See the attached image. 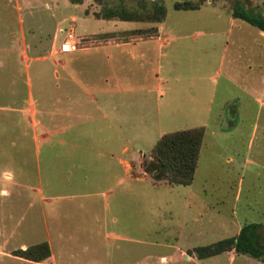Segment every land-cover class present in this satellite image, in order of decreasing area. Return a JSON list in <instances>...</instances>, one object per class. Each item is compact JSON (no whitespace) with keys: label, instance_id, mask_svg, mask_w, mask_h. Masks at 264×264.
<instances>
[{"label":"crops","instance_id":"0c3cea01","mask_svg":"<svg viewBox=\"0 0 264 264\" xmlns=\"http://www.w3.org/2000/svg\"><path fill=\"white\" fill-rule=\"evenodd\" d=\"M210 7L215 10L216 23L220 24L202 32L168 23V14L163 22L154 24L77 16L73 25L80 42L78 50L71 53L58 50L56 56L20 60L23 69L18 73L17 88L21 93L14 105L0 104V117L7 112L14 117L10 129L15 136L1 143L6 149L0 151V161L10 159L15 162L13 173L17 177H28L30 188L36 190L37 178L41 177L39 162L42 157L48 169L55 173L57 170L52 164L62 162V174H54L55 178H64L66 180L60 184L71 185L74 171H78L81 178L78 185L83 191H79L81 194H54V190L47 194L51 192V183L48 185L45 193L48 196L44 198L43 205L47 221L43 242L49 244L51 256L44 262H34L13 254L15 262L94 264L93 259H81L83 256L75 254L71 246L88 239L91 242L98 240L103 226H108L109 213L112 214V224L118 223L119 211H125L128 222V217L133 215L128 210L133 205L134 184L147 183L154 190L165 186L178 188L166 180H155L146 172L145 164L152 161V151L164 135L176 130L207 129L215 105L214 78L210 76L212 67L208 73L209 61L217 58L215 48L223 49V58L226 55L232 57L235 63L236 59H246L249 71L257 66L261 68L262 53H256L255 49L262 48L264 32L234 18L228 8L211 5L210 0L192 11ZM99 24L102 27H98ZM23 28L15 31L18 38ZM58 30L54 35L53 48L59 46L56 44L59 34L64 37V31L59 33ZM65 41L64 38L62 44ZM17 43L20 45L23 41L18 39ZM6 45L2 21L0 64L3 61L1 52L7 49ZM199 51L206 57L198 58ZM42 68L47 69L44 84L39 75ZM37 80L41 83L39 91L35 89ZM227 80L233 85V80ZM253 80L249 90L254 91L253 94L257 93L256 90L260 93L263 74ZM228 123H232L230 117ZM4 125L1 120L3 130L8 127ZM135 145L138 146L136 150ZM143 146H149L150 150L142 151L140 147ZM192 186L193 183L186 186L189 188L186 192L189 194L188 205L195 202ZM36 190H31L33 200L42 197ZM111 195L115 196L113 203L109 200ZM79 197L83 203L78 206L70 203ZM29 199L30 203L21 212L22 222L23 219L27 221V216L32 217L25 239L35 234L36 211L42 209L38 201ZM229 224L236 231L232 236H238L243 227L249 225ZM250 224L261 226L258 235L260 229L264 230L262 224ZM207 232L206 228L196 225L192 232L190 230V235H183V246H170L172 251L167 254L153 256L147 253L141 262L113 260L111 264H153L151 261L155 257L159 259L158 264H224V259L226 264H263L234 249L200 259L197 248L231 237L206 243L202 239ZM190 237L202 242H193ZM33 245L25 243L19 250ZM55 246L62 248L63 252L57 254ZM89 250L87 248L85 252ZM92 250L88 256L99 255L95 246Z\"/></svg>","mask_w":264,"mask_h":264},{"label":"rangeland","instance_id":"374dc122","mask_svg":"<svg viewBox=\"0 0 264 264\" xmlns=\"http://www.w3.org/2000/svg\"><path fill=\"white\" fill-rule=\"evenodd\" d=\"M140 1L142 0H84L82 4L74 5L70 0H0V23L2 25L3 21L5 26L7 43V49L1 52L3 61L0 64V104L14 105L16 97L21 93L17 88L18 73H22L23 69L21 59L56 56L64 38L78 41L74 34L75 17L87 15L96 18L97 15H102L105 6L115 8L122 5L134 9L139 6ZM163 1L170 24L192 28L193 32L206 31L209 27L220 24L216 23L215 10L212 7L198 12L177 11L176 3H183L185 0ZM207 1L209 0H199L196 3L203 4ZM210 1L211 5L219 4L229 9L238 0ZM240 1L247 9L264 16V0ZM21 27L24 30L18 38L15 31ZM98 27L102 25L99 24ZM57 30L59 33L64 31V37L59 34L56 40L59 46L53 48ZM18 39L23 43L18 45ZM215 49L218 52L217 58L209 61L208 66V73L212 67L210 76L214 78L215 105L205 130L192 186V199L195 202L188 205L189 194L186 192L189 188L186 187L165 186L154 190L147 183L134 184L133 205L128 210L133 215L126 222L125 211H119L118 223L112 224V214L107 213L108 226H103L98 240L91 242L85 237L87 241L73 243L71 246L75 254L83 256L81 259H93L96 262L94 264H111L113 260L124 263L141 262L147 253L157 256L171 252L170 246H183V235L189 234L190 230L192 232L196 225L207 229V235L202 239L206 243L217 242L227 236L236 237L232 236L235 229L229 223L245 225L256 222L264 226V81L260 84V93L256 90L257 93L253 94L254 91L252 93L249 90L254 77H258L260 73L264 76V42L262 48L255 49L256 53H262L261 68L257 66L253 71L247 69L246 59H236L235 63L232 57L226 55L223 58V49ZM202 57L206 56L199 51L198 58ZM46 71V68H42L39 74L43 84L46 82ZM227 78L234 81L233 85ZM40 86L41 83L37 80L35 89L39 91ZM8 113L0 117V121L6 124L4 127H9L5 130L0 127V151L6 149L1 143L15 137L10 129L14 117ZM229 117L231 124L228 123ZM27 136L26 134L25 137ZM134 148L136 150L138 146L135 145ZM140 148L144 152L150 150L149 146ZM14 165L15 162L10 159L0 161V264H19L12 256L23 244L36 245L45 240L47 221L43 205L47 194H52L54 190V194H81L79 191H83L78 185L81 180L78 171H74L71 185H62L60 183L66 179L55 178L54 174H62V162L52 164L57 170L55 173L48 169V164L42 157L39 162L41 177L37 178L39 191L30 188L28 177H17L13 173ZM50 183L51 192L45 194ZM31 190H36L42 197L33 200ZM114 197L110 196L111 203ZM29 198L38 201L42 209L36 211L35 234L32 238L25 239L32 217L27 216V221L23 219L22 222L21 212L30 203ZM70 203L78 206L83 200L79 197ZM33 212L34 209L32 214ZM259 235L260 242L264 243L263 229H260ZM117 236L131 239H120ZM190 239L193 242H202L198 238ZM93 246L100 252L96 257L88 256L93 253ZM54 248L57 254L63 252L62 248ZM87 248L90 249L89 252H85ZM151 262L158 264L159 259L155 257Z\"/></svg>","mask_w":264,"mask_h":264},{"label":"trees","instance_id":"16d2710c","mask_svg":"<svg viewBox=\"0 0 264 264\" xmlns=\"http://www.w3.org/2000/svg\"><path fill=\"white\" fill-rule=\"evenodd\" d=\"M70 1L74 5H79L84 0ZM197 1L199 0L178 2L175 9L178 11L198 10L206 2L202 4L196 3ZM103 10L102 15H97V19L154 24L163 22L167 17V9L163 0L153 2L142 0L134 9L121 5L115 8L105 6ZM229 10L234 18L241 19L264 32V16L247 9L240 0L236 1ZM204 136V128L181 130L164 135L152 151V161L145 164L146 172L150 173L155 180H166L172 186H190L195 179ZM260 227L257 224L246 225L236 237L197 248L198 256L203 259L234 249L237 253L247 255L264 264V244L260 242L257 232ZM14 255L34 262H44L51 256V250L49 244L43 242L30 246L26 250H18Z\"/></svg>","mask_w":264,"mask_h":264},{"label":"built area","instance_id":"2783aa9c","mask_svg":"<svg viewBox=\"0 0 264 264\" xmlns=\"http://www.w3.org/2000/svg\"><path fill=\"white\" fill-rule=\"evenodd\" d=\"M79 41H68L66 40L62 45H61V52L63 53H71L79 49Z\"/></svg>","mask_w":264,"mask_h":264}]
</instances>
